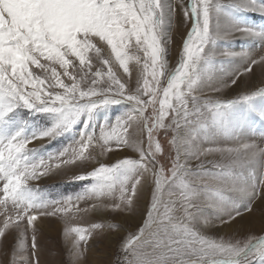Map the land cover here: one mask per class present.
Instances as JSON below:
<instances>
[{
	"label": "snow or ice",
	"instance_id": "snow-or-ice-1",
	"mask_svg": "<svg viewBox=\"0 0 264 264\" xmlns=\"http://www.w3.org/2000/svg\"><path fill=\"white\" fill-rule=\"evenodd\" d=\"M235 11L264 16V0H0L4 264H40L39 217L63 222L71 264H81L87 239L105 225L74 226L80 214L133 211L146 189L151 191L146 217L121 242L117 264H264V227L229 239L204 231L216 221L241 223L246 219L241 208L253 213L257 201L264 206V135L260 143L241 139L245 115L264 120V87L232 99L210 95L239 89L257 70L264 77V56L214 47L235 38L264 44V29L223 25ZM177 14L188 30L170 66L173 41L163 36ZM234 58L242 69L226 66ZM120 103L131 110L105 124L99 135L82 133L47 158L27 149L33 140L71 131L82 117L87 128L96 112ZM21 109L50 115L53 126L26 135L27 125L17 123ZM229 142L232 146H220ZM123 148L137 158L100 162L74 176L91 180L75 196L52 200L32 183L53 169L97 160V149L103 157ZM211 155L219 160L202 159ZM193 160L199 163L193 166ZM89 200L90 207H79ZM107 227L119 231L115 224Z\"/></svg>",
	"mask_w": 264,
	"mask_h": 264
},
{
	"label": "rangeland",
	"instance_id": "rangeland-1",
	"mask_svg": "<svg viewBox=\"0 0 264 264\" xmlns=\"http://www.w3.org/2000/svg\"><path fill=\"white\" fill-rule=\"evenodd\" d=\"M170 3V0H169ZM231 20L223 21V25L235 22L242 25L264 29V16L254 14L252 12H239L235 11L231 14ZM181 16L177 14L176 22L173 27L168 26L164 30L163 39L167 41L168 37L172 38V43L168 45V59L170 66H174L178 60V50L181 46L182 34L188 30L187 24H181ZM247 40V41H246ZM249 41V42H248ZM254 42V43H253ZM253 43V44H252ZM215 49L218 52L232 51V52H250L257 58L264 56V44L259 41L235 38L229 41L220 40L215 44ZM239 47V48H238ZM261 50V51H260ZM231 70L242 69L241 60H233L226 65ZM38 71V70H36ZM118 73L123 76V70L117 66ZM65 82L67 79L65 78ZM264 87V77L261 76L257 70L255 75L249 74L245 78L244 83L239 89L234 90V86L225 88L222 93H210L212 96H220L226 99L235 98L243 91L257 90ZM132 106L127 103H120L112 105L108 108L96 112L93 116L91 123L85 128L84 118L82 117L77 122L71 131L63 135L49 140L48 138L36 139L27 145V149H35L37 158H47L55 155L65 148L73 145L80 139L82 133L87 132L99 135L101 128L105 124H114L117 118L122 117ZM21 115L17 123H24L27 125L25 128L26 135L38 134L53 126L54 119L43 113L29 112L27 109L20 110ZM247 126L242 130L243 134L241 139L248 143H260L261 136L264 135V120L260 119L257 115H245ZM162 139V138H161ZM220 146H232L231 142L222 144ZM97 149V160H89L83 164L62 166L60 169H53L47 175H42L39 180L32 183L42 190L43 195L52 200H59L68 196H75L85 191L86 187L91 184V180L76 181L73 179L77 175H86L88 172L96 167L99 163L110 165L115 163L118 159L123 158H137L136 154L131 150L114 149L113 152L107 153L105 156L100 157ZM205 161L219 160L218 155H211L202 158ZM198 161L193 160L192 164L195 166ZM210 167V165H207ZM149 183H151L149 181ZM151 200V191L146 189L141 195L138 206L133 211H92L87 214L81 213L82 219L74 221V226L88 227L92 223H102L105 225L103 230H97L94 234L89 236L86 241V251L84 259L81 264H117V253L120 250V244L128 235L137 232L138 228L142 226L143 219L146 217L144 208ZM92 201L81 202L80 208H88ZM260 202L254 205L253 213H248L241 208L245 220L241 223H234L233 225H221L216 221L213 227L204 229L206 234L214 238L229 239L232 237L241 238L243 233L252 232L260 233L261 228L264 227V206H257ZM248 217H252L251 223ZM35 224L38 225L37 242L39 245V262L40 264H71L69 254V245L65 242L63 235V222L57 217H39ZM117 225L119 231L109 229L107 225ZM11 245V240H10ZM30 243V241H29ZM84 244L85 242H81ZM5 257L0 255V264H4Z\"/></svg>",
	"mask_w": 264,
	"mask_h": 264
},
{
	"label": "bare ground",
	"instance_id": "bare-ground-1",
	"mask_svg": "<svg viewBox=\"0 0 264 264\" xmlns=\"http://www.w3.org/2000/svg\"><path fill=\"white\" fill-rule=\"evenodd\" d=\"M246 41H247V40H246ZM248 42H249V41H248ZM253 43H254V42H253ZM253 43H252V44H253ZM238 48H239V47H238ZM260 51H261V50H260ZM234 59L238 61V58H234ZM258 71H259V70H258Z\"/></svg>",
	"mask_w": 264,
	"mask_h": 264
}]
</instances>
